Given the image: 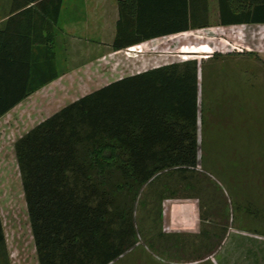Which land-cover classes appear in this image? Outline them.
Listing matches in <instances>:
<instances>
[{
	"label": "trees",
	"instance_id": "trees-1",
	"mask_svg": "<svg viewBox=\"0 0 264 264\" xmlns=\"http://www.w3.org/2000/svg\"><path fill=\"white\" fill-rule=\"evenodd\" d=\"M62 4L13 0L12 19L39 18L52 39ZM217 4L220 27L264 25V0ZM117 10L112 52L210 25L208 0H118ZM14 33L12 38L19 36ZM1 40L0 34V118L58 78L32 81L29 51L18 57ZM207 69L188 60L121 78L63 107L13 143L37 264L117 262L138 244L135 211L142 191L163 175L180 179L178 200L192 199L201 182L199 76L203 87ZM98 151L108 162L103 169L93 158ZM164 187L159 199L169 192ZM0 261L10 264L1 218Z\"/></svg>",
	"mask_w": 264,
	"mask_h": 264
},
{
	"label": "rangeland",
	"instance_id": "rangeland-1",
	"mask_svg": "<svg viewBox=\"0 0 264 264\" xmlns=\"http://www.w3.org/2000/svg\"><path fill=\"white\" fill-rule=\"evenodd\" d=\"M213 5L211 1L208 28L158 38L130 48L134 52H112L108 45L97 50L84 42L90 45L89 57L77 56L79 49L74 48L71 72L0 119V218L10 264H37L13 143L93 91L188 60L205 63L210 73L203 87L199 76L201 182L189 200L177 199L183 192L177 191L181 182L175 175H163L144 189L135 211L138 244L113 264H264V25L220 27ZM80 15L81 1L67 0L61 19L81 36ZM199 46L212 53H183ZM101 52L103 56L96 55ZM93 158L98 169L108 164L101 151ZM163 187L169 192L159 199ZM173 204L195 205V224L172 214Z\"/></svg>",
	"mask_w": 264,
	"mask_h": 264
},
{
	"label": "crops",
	"instance_id": "crops-1",
	"mask_svg": "<svg viewBox=\"0 0 264 264\" xmlns=\"http://www.w3.org/2000/svg\"><path fill=\"white\" fill-rule=\"evenodd\" d=\"M80 1L81 15L79 17V23L81 36L77 29L74 28L73 25H70L72 23H68V20L63 22L61 19L63 6L67 4V0H63L57 25L54 29L55 35L53 34L54 36H52L51 39L48 35V32L46 31L45 22L39 18L35 19L34 16V19L28 18L27 16H21L14 20L12 18L16 15V13H11L13 0H0V34L2 36L1 45H3V47L10 52L14 51L15 49L14 53L18 57H21L27 52V50L29 51V77L32 79V81L34 80L35 82H39L41 80H47L53 77L59 78L60 76L71 72L73 70L74 48H77V50L79 49V52L77 51L76 54L77 56L83 58L89 57V52L87 49L90 45L85 44L87 42L92 43V48L95 49L99 48V46H101V48H105V45H108L110 48L109 44H111L113 41L115 35V26L118 19V0ZM208 1L209 8L211 7V1L214 2L213 6L217 12V0ZM14 31L18 33H14ZM12 33L19 35V38H12ZM106 35L108 36L107 39H105ZM27 38L30 41L29 44H27ZM83 44L84 46L82 47ZM82 49L85 51L83 54L81 51ZM99 54L96 55L103 56V52H101V55ZM51 85L49 84L46 87ZM171 209L172 214L182 217L180 219L182 223L188 224L190 226L195 224L198 216L195 205L173 204ZM0 264H2L1 261Z\"/></svg>",
	"mask_w": 264,
	"mask_h": 264
},
{
	"label": "bare ground",
	"instance_id": "bare-ground-1",
	"mask_svg": "<svg viewBox=\"0 0 264 264\" xmlns=\"http://www.w3.org/2000/svg\"><path fill=\"white\" fill-rule=\"evenodd\" d=\"M139 48V47H137ZM134 52L135 50L133 49H129V52ZM140 51V50H139ZM184 54H211L212 53V50L209 49L208 47L206 46H203V47H198V48H191L190 50L186 51V52H183Z\"/></svg>",
	"mask_w": 264,
	"mask_h": 264
}]
</instances>
